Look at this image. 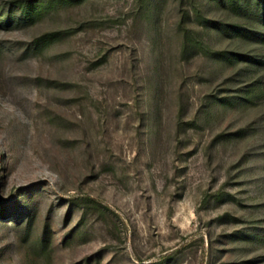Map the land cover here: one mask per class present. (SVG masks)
I'll list each match as a JSON object with an SVG mask.
<instances>
[{
	"label": "rangeland",
	"instance_id": "1",
	"mask_svg": "<svg viewBox=\"0 0 264 264\" xmlns=\"http://www.w3.org/2000/svg\"><path fill=\"white\" fill-rule=\"evenodd\" d=\"M0 264H264V0H0Z\"/></svg>",
	"mask_w": 264,
	"mask_h": 264
},
{
	"label": "trees",
	"instance_id": "2",
	"mask_svg": "<svg viewBox=\"0 0 264 264\" xmlns=\"http://www.w3.org/2000/svg\"><path fill=\"white\" fill-rule=\"evenodd\" d=\"M29 11H30V10H29L28 7H25V8L22 10V13H23L24 18H27V17H28V15L30 14Z\"/></svg>",
	"mask_w": 264,
	"mask_h": 264
}]
</instances>
